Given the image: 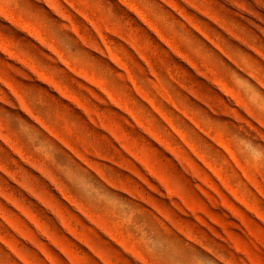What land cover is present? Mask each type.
Masks as SVG:
<instances>
[{
  "label": "rangeland",
  "instance_id": "obj_1",
  "mask_svg": "<svg viewBox=\"0 0 264 264\" xmlns=\"http://www.w3.org/2000/svg\"><path fill=\"white\" fill-rule=\"evenodd\" d=\"M264 0H0V264H264Z\"/></svg>",
  "mask_w": 264,
  "mask_h": 264
},
{
  "label": "clouds",
  "instance_id": "obj_2",
  "mask_svg": "<svg viewBox=\"0 0 264 264\" xmlns=\"http://www.w3.org/2000/svg\"><path fill=\"white\" fill-rule=\"evenodd\" d=\"M254 155H256V165H257V166L264 165V161H261V160L259 159L258 154H254Z\"/></svg>",
  "mask_w": 264,
  "mask_h": 264
}]
</instances>
